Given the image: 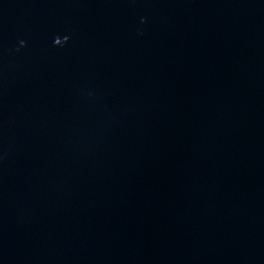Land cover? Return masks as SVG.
I'll return each mask as SVG.
<instances>
[{"label": "water", "instance_id": "water-1", "mask_svg": "<svg viewBox=\"0 0 264 264\" xmlns=\"http://www.w3.org/2000/svg\"><path fill=\"white\" fill-rule=\"evenodd\" d=\"M0 264H264V0H0Z\"/></svg>", "mask_w": 264, "mask_h": 264}]
</instances>
